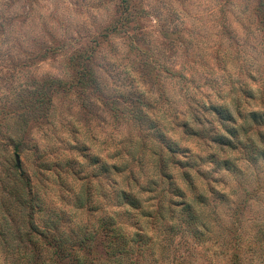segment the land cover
Segmentation results:
<instances>
[{"label": "clouds", "instance_id": "9594fccd", "mask_svg": "<svg viewBox=\"0 0 264 264\" xmlns=\"http://www.w3.org/2000/svg\"><path fill=\"white\" fill-rule=\"evenodd\" d=\"M0 264H264V0H0Z\"/></svg>", "mask_w": 264, "mask_h": 264}]
</instances>
